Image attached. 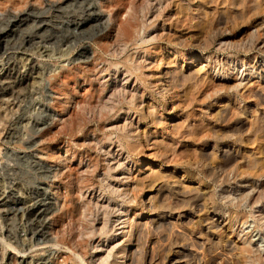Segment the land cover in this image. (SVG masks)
Returning a JSON list of instances; mask_svg holds the SVG:
<instances>
[{"label": "rangeland", "instance_id": "obj_1", "mask_svg": "<svg viewBox=\"0 0 264 264\" xmlns=\"http://www.w3.org/2000/svg\"><path fill=\"white\" fill-rule=\"evenodd\" d=\"M130 5H133L135 9L134 19L127 17ZM14 16L20 17V20L17 25L11 26L12 29L7 30L4 36L7 35L8 43L23 46V49L34 56L36 67L34 66L32 70L39 71L40 78L38 89L31 92L27 88L25 79L22 78L23 68L17 65L18 52L0 55L3 75L10 70V67L15 66L16 69L13 72L17 73L19 78L14 84V92L0 98V196H5L7 200V203L0 207V252L4 255L1 264L17 263L9 257V254L14 252L26 258L24 264H32L36 258L40 257L48 259L52 252L51 243L44 242L42 236L33 233L35 228L42 227V217L34 213L27 215L22 202L26 201L27 204L34 205L47 202L51 198L49 207L59 209L62 196L53 197L55 182L61 183L60 193L65 192L64 196H66V189H70V186H67L68 181H63L68 180L66 176L69 173L71 182L77 183L78 190L81 192L83 190L84 195L81 197L76 191L75 199L72 198L69 206L74 203L77 206L82 203L87 204L91 194H88L89 191L86 193L85 185L101 182L103 177L101 173L106 163L114 166L116 160L121 161L123 167L119 166L114 169L115 171H110L111 176L109 175L108 182H113L112 184L117 186L118 189L114 187L113 190H117L119 195L116 191H107L112 189L111 187L104 186L101 192L95 185L92 191L95 198L91 199L94 202L100 199L99 202L103 201V203L104 200H108L112 206L114 212L109 215L113 222L108 227L113 228V231L108 232V237L99 234L98 230L101 227L102 210L90 205L85 214L66 211L68 214H63L65 215L64 224L61 222L63 227L59 223V228L66 240L71 237L72 243L82 241L88 253L93 252V245L105 241L106 238H108L106 241L111 239V245H121L126 238L124 234L130 229L133 221H144L152 214L148 212L143 202L156 193L158 186L154 187L139 180L144 171L143 166L148 162H155L156 165H161V172L174 171V174L183 181V188H185L188 181L182 178V168H180L182 154L185 153L183 136L191 131L192 123L199 111L205 119V132L208 138L211 136L208 113L211 112L213 98L216 96L213 83L221 78L219 74H221L222 66H228V63L233 60L236 64L233 74L235 73L237 79H243V82L255 81V86L262 96L264 95V73L257 74L252 68V64L255 66V64L264 63V0H0V29L15 18ZM111 20L113 22L108 32L110 34H107V37L101 36L100 31L107 27L108 21L110 23ZM120 25L130 29L137 28L144 39L154 37V40H147L139 48L129 47L127 50L133 59L134 72L128 80L123 79L125 74L120 66L116 74L112 67L113 71L111 70L109 74L104 73V77L100 78L103 82L116 79L118 84L126 86L128 92L126 91V96L124 95L123 103L120 106H114L112 110L109 109V112L108 110L100 111V106H92L94 110L91 106H86L84 110L82 106H78L81 102L89 101L97 104L106 94L99 91L92 96L90 90L99 83L92 79L93 77H89V71L85 70L87 73H82L83 60H87L93 54L100 55V60L103 61L99 63V67L111 65V61L117 60V57L104 51L106 47L99 48V43L109 47L113 43L116 27ZM68 34L70 36L66 39ZM28 36L31 38L30 42H22ZM48 37L53 39L49 40ZM154 43L160 44L163 48L177 49L180 52L177 63L183 68L191 66L196 76L192 80H182L173 86L167 98L162 96L157 86L151 85L150 90L156 99L150 100L149 90L143 88L142 82L139 84L135 81L134 74H141L149 80L155 79L159 77L161 71H166V68L173 66L174 63L173 60L166 61V54L171 52L170 49L164 48L160 52L161 56H155ZM3 44L4 41L0 40V51L4 47ZM44 49L47 51L44 52ZM135 89L136 96L131 97ZM241 90L230 88L224 96H228L231 100L234 96L237 100L235 106L264 105L262 102L264 97L262 101L255 97L243 99L240 97ZM153 103L157 108L152 107ZM87 108L92 109V112L89 109L86 110ZM172 119L183 120L178 132L166 128L165 121ZM149 120L152 124L148 123ZM147 129L151 132L157 130L159 136L163 133L165 137L175 138L174 154L168 157L167 161L161 157L159 160L155 153L156 149H153L151 145L142 143V147L131 154L128 152L125 141H121L122 144H120L121 142L117 140V135L121 134L129 133L128 135L132 134L131 136L134 135L135 138L143 136ZM65 143L72 144L71 149H74L76 153L82 151L81 164L84 166L88 162L86 152L90 150L89 152L97 154L99 158L95 167L97 169L90 166L92 169L88 167V170L91 172L87 170V174L84 172L83 175L78 165L80 155L76 154L72 157L71 150L63 153ZM59 146L62 149H59ZM91 146L95 147L94 151ZM248 147L255 152L256 142L249 144ZM107 150L114 152L115 155L108 157L107 154L105 155ZM118 152L121 153L122 159L121 155L116 154ZM54 153L65 159H59ZM104 155L105 157H102ZM191 155H194L190 156L194 160L195 154ZM205 160L207 163L211 161L209 164L212 163L209 155ZM82 168L87 169L86 166ZM85 175L89 179L91 177L90 182ZM247 176L249 177L250 174ZM61 177H64L63 181ZM205 181L208 182L207 179ZM252 182L253 179H248L240 188L243 189ZM194 184L197 182L195 181ZM263 215L264 204L261 201L243 204L239 210L238 223L234 227L240 232L232 233L231 239L237 242L246 239L253 247H258L264 255ZM117 217H119L118 220ZM95 218L99 219V222ZM53 221L52 216L50 224L58 222V219L56 222ZM91 224L97 230L94 231L96 234H91L87 230ZM71 228L74 229L71 231ZM143 234L146 235L144 232L140 233L141 238L145 237ZM98 252L97 250L96 253ZM95 260L97 262L100 259L95 258ZM155 264L167 263L155 262Z\"/></svg>", "mask_w": 264, "mask_h": 264}, {"label": "bare ground", "instance_id": "obj_2", "mask_svg": "<svg viewBox=\"0 0 264 264\" xmlns=\"http://www.w3.org/2000/svg\"><path fill=\"white\" fill-rule=\"evenodd\" d=\"M18 16H14L15 18H12V20H10L5 27H2V29H0V40L1 42L2 40L4 41V47L2 48V51H0V55H10L14 52H18L17 65L19 66V68H23V72L21 73L22 78L25 79L27 88L31 92H34L39 87L38 79L40 78V72L32 70L35 66L34 56L23 49V46L8 43V39H6L7 35L4 36V33L7 30L12 29L11 26L17 25V22L20 20V17ZM127 17L128 19H134L136 17L133 5L127 11ZM112 22V20L110 23L108 21L107 27H104V29L100 31L101 36L107 37V34H110L108 32L109 29H111L110 26ZM122 26L120 25V27H116L115 33L113 34V43H111L109 47H107L108 45L104 46L101 43H99L100 47L98 46L101 49H104V47H106L104 51L109 52L113 57H117V60H115L114 62L111 61V65L109 64L108 66L105 65L101 67L98 66L99 63L103 61L100 60V55L93 54L90 58L87 57V60H83L84 68H82V73H87L85 72V70L89 71V77H93L92 79L99 83L98 86L93 87L92 90H90L92 96L99 91L106 94L104 95V99H100L99 103L97 104H92L89 101L81 102L78 106H82L84 110L86 106H100V111L107 112L108 110L109 112V109L112 110L114 106H120L125 99L124 95L127 91L126 86H124V84H118V81H116V79H110V81L103 82L100 81V78L104 77V73L109 74L112 70V67L114 69V74H116L117 69L120 66L125 74L123 79H125V81L128 80L134 72L132 68L133 59L131 55L127 53V50L129 49V47L139 48V46H141V44H143L147 40H154V37L144 39L143 35L141 36L140 30H138L137 28L130 29L127 26ZM69 36L70 34H68L66 39L69 38ZM48 39L50 40L53 38L48 37ZM30 40L31 38L28 36L27 38L25 37L22 42H30ZM164 48L170 49L171 52H169V54H166V61L169 62L170 60H173V66L167 67V70L165 69L166 71L164 72L161 71V74L159 73V77H155V79L151 78L149 80L145 79L141 74V76L139 74H134L135 81L139 82V84L140 82H142L143 85H141L144 86L143 88L149 90V94L151 96L150 100L156 99L154 93H152V91L150 90L151 85L157 86L162 96L164 98H167V96L169 97L170 94L169 90L173 86L179 84L182 80H192L196 76L191 66L183 68L182 65L180 66L177 63L180 55V52L177 49H173L172 47ZM164 48L160 44L154 43V55H160V52L164 50ZM43 51L46 52L47 49H44ZM235 67L236 64L233 63V60L228 63V66H222L221 74L218 73L219 75H221V78H218L213 83V88L216 96L213 98V103L210 109L211 112L208 113L210 118L209 128L211 131V136L208 138V135L206 134L207 132H205V119L203 115L200 114V111L197 118L192 123L191 131L185 133V135L183 136V139L185 141V153L182 154L183 160H181L180 162L182 165H180L181 167H179L182 168V178H186V180L188 181L185 185V188H183V181L178 177V175L174 174V171H171L169 173L161 172V165H156L155 162L150 163L147 161L148 163H145L146 165L143 166L144 171L143 174L139 177V180L143 183L147 182L149 185L154 187L158 186V188L156 189V193H152L153 195H151L147 199V201L143 202V204L147 206L149 210L148 212H152L151 216L146 217L144 221H133L130 229L127 231V233L124 234L126 235V238L121 243V245H111L112 241L110 238L109 241H106V239L108 240V238H106L105 241H101V243L93 245L92 248L94 249V255L93 252L88 253L85 248V244L82 243V241L81 243H78L76 241V243L74 240V242L76 243L75 244L72 243L73 240L71 237H69L70 239L68 238V240H66L60 233L59 223L61 224L62 222V224H64L63 217L65 215L63 214L67 213L66 211L70 210V213L85 214L88 207L93 206L95 209H100V211L102 210L103 214V216L100 218L101 227L100 229H98L99 234H104L105 237H108V232L113 231V228L110 229L108 227L113 222L111 221L109 214L114 211L112 210V206L110 205L108 200V202L104 200L103 203V201L99 202L100 199H97L96 197L97 200H95V202L91 201V199L95 198V194L92 191L95 189L96 185L98 189L101 190V192H103L104 186L112 188L107 189V191L110 190L112 192H117V190H113L114 187L115 189H118L117 186L112 184L113 182H108V177L111 173L110 171L114 170L116 167L122 166V162L116 160V164L114 166L106 163V166H104V170L101 173V176H103L100 180L101 182H91L90 184L85 185L86 193L89 191L88 194H91V198L88 199L89 202L87 203L86 201L87 204L82 203L79 206L75 205L76 203L72 204V206L69 205L71 204L72 198L74 197L76 191L79 192L81 197H84V195L82 194L83 190L82 192L81 190H78L77 183L75 184L74 181L71 182V175L65 172L68 175L66 176L68 180L63 181L64 177H61L62 181H68L66 182L67 186H70V189H66V196H64L65 192L60 193L59 188L61 183L59 181L55 182L53 197L62 196V201L60 202L61 205L59 204V209H51L49 207L51 198L47 202L34 205L27 204L26 201L22 202L25 205L27 215H31L32 213H34L37 216L42 217L43 219L42 227L35 229L33 228V233L35 235L42 236L43 241L51 243L50 245L53 247L48 259H44L41 257L36 258L32 264H155V262H164L167 264H264V255L261 253L258 247H253L251 243L246 239L240 242L231 239L232 233L238 234L240 232L239 230L237 231L234 227L238 223V214L241 206L245 203H254L257 200L261 201L264 204V105L235 106V103H237L236 98L233 96V99L231 100L228 96H224V94H227L231 88L234 90L242 89V94L240 97H243V99L255 97L256 99L262 101V97H264V95L262 96L260 90L255 86V81L243 82V79L238 80L235 76V73L233 74ZM252 68H254L257 74L264 73V63L255 64V66L254 64H252ZM15 69L16 67L12 66L10 67V70L7 71L5 75H3V67L0 64V98L5 94H12L14 92V84L19 80L17 73L13 72ZM83 76L85 77V75ZM168 77L170 78L167 79ZM134 96H136V89L131 97ZM262 102L264 103V101ZM152 107L157 108L156 104L154 103L152 104ZM88 109L89 108H87L86 110ZM91 110L90 112H92ZM60 113L62 114V111ZM100 113L102 115V112ZM178 119L181 118L178 117ZM149 121L150 122H147L149 124H152L151 120ZM182 121L183 120L176 119H172L170 121L167 120L165 121V123L167 122L166 128L178 132L177 130L178 128H181ZM115 128L117 129V127ZM101 129L103 130V128ZM166 130L167 129H165V131ZM126 132H128V130ZM145 132L146 133L143 134V136H138L136 138L133 137L134 135L131 136L132 134L128 135L129 133L116 135L118 141H125L128 152H130L131 154L132 152L134 153L139 148H141L143 145L142 143H145L147 145L153 146V149H156L155 153L158 155V159L161 157V159L163 158L167 161V158L174 154L176 146L175 138L165 137L163 133L159 136L157 130L151 132L149 129H147ZM166 132L168 133V131ZM158 136L160 138H158ZM92 137L93 136H91V138ZM253 142H256V147H254L255 152H253L248 147V145ZM70 143L64 144L65 147L63 149V153H68L69 150H71L72 157H74L76 154L80 155V164L78 163V165L81 173L83 174L84 172H86L87 174V170L89 169L88 167L90 166H92V168L94 169L99 162L97 154L89 152L90 150L88 152L85 151L86 155H88V162L86 161L87 164L85 165L87 169L82 168L85 167L83 164H81L82 151H78L76 153L74 149H71L72 144L70 145ZM207 143H209V145ZM120 144H122V142ZM94 148L95 147H92L91 149H93L94 151ZM98 148H100V146ZM59 149H62V147H60ZM100 150L102 151V149ZM97 152L99 151L97 150ZM106 154L109 157V155H113L114 152H110L107 150L105 155ZM116 154L119 156L121 155V153L119 152ZM191 154H195L194 160L191 159L190 156H194ZM257 154H260V156H257ZM105 155L102 157H105ZM208 155L212 158V163L210 164L209 162L211 161L207 163L205 160ZM56 156L58 157L59 154ZM128 156L129 154L127 155V157ZM58 158L61 160L65 159L64 157ZM135 163H137V161H135ZM101 164L103 163L101 162ZM92 168L90 167V169ZM89 171L90 170H88V172ZM247 174H250V176L248 177ZM56 177H58V175ZM86 179H88L90 182L91 177L90 179L86 177ZM205 179H207L208 182L205 181ZM248 179H253V182L251 184L249 183L247 187H244L243 189L240 188L242 186V183L247 181ZM117 180L119 179L117 178ZM195 181L197 182V184H194ZM81 185L84 187L83 183ZM67 186L66 188H68ZM117 195H119V193ZM54 200H56V198ZM6 203L7 200L5 196H0V207L4 206ZM52 216L53 220L56 222V220L58 219V222L50 224V217ZM65 218L67 219V217ZM77 218L78 217H76V219ZM118 219L119 217H117V220ZM95 220L99 222V219L95 218ZM71 222L73 223L74 221ZM86 223L88 222L86 221ZM86 226L84 227L86 228ZM61 227H63V225ZM87 228V230H89L91 234H96L94 233V231L97 230L93 228V224H91L90 227L88 226ZM72 229L74 228H71V231ZM142 232L146 234H143L145 236L144 238H141L140 236V233ZM73 239L75 238L73 237ZM46 245H48V243H46ZM97 250L99 251L98 253H96ZM101 252L104 253L101 254ZM3 256L4 255L0 252V264ZM93 256L100 260L95 262L96 260L95 258H93ZM9 257L17 262L15 264L26 263V258L23 255L16 254L15 252L9 254Z\"/></svg>", "mask_w": 264, "mask_h": 264}]
</instances>
